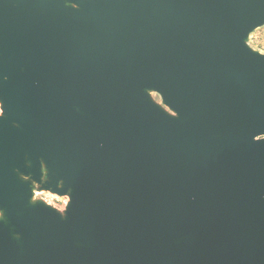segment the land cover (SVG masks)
Here are the masks:
<instances>
[{
    "label": "water",
    "instance_id": "water-1",
    "mask_svg": "<svg viewBox=\"0 0 264 264\" xmlns=\"http://www.w3.org/2000/svg\"><path fill=\"white\" fill-rule=\"evenodd\" d=\"M262 25L264 0H0V264H264Z\"/></svg>",
    "mask_w": 264,
    "mask_h": 264
},
{
    "label": "rangeland",
    "instance_id": "rangeland-1",
    "mask_svg": "<svg viewBox=\"0 0 264 264\" xmlns=\"http://www.w3.org/2000/svg\"><path fill=\"white\" fill-rule=\"evenodd\" d=\"M248 43L256 50L260 52H264V25L261 27L255 29L248 38ZM48 202H50L52 205H55L59 208L63 207V201L67 200V198H60V197H54L45 193L41 194Z\"/></svg>",
    "mask_w": 264,
    "mask_h": 264
},
{
    "label": "built area",
    "instance_id": "built-area-1",
    "mask_svg": "<svg viewBox=\"0 0 264 264\" xmlns=\"http://www.w3.org/2000/svg\"><path fill=\"white\" fill-rule=\"evenodd\" d=\"M42 193H45V194H48V195H51V196H54V197H60V198H65L66 199V197H61V196H57V195H55V194H51V193H48V192H41V191H34V194H35V196H41V197H43L41 194ZM44 198V197H43ZM45 199V198H44ZM46 200V199H45ZM47 202H48V200H46ZM50 203V202H49ZM66 203V201L64 200L63 201V206H64V204Z\"/></svg>",
    "mask_w": 264,
    "mask_h": 264
}]
</instances>
